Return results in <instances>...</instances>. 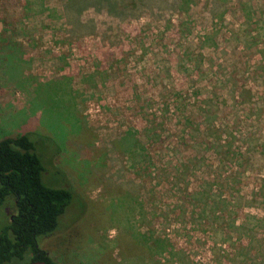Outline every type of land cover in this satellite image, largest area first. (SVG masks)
Listing matches in <instances>:
<instances>
[{
  "label": "rangeland",
  "instance_id": "obj_1",
  "mask_svg": "<svg viewBox=\"0 0 264 264\" xmlns=\"http://www.w3.org/2000/svg\"><path fill=\"white\" fill-rule=\"evenodd\" d=\"M63 2L0 0V140L29 135L43 184L71 193L40 248L59 264H264V0L88 9L74 35Z\"/></svg>",
  "mask_w": 264,
  "mask_h": 264
},
{
  "label": "trees",
  "instance_id": "obj_2",
  "mask_svg": "<svg viewBox=\"0 0 264 264\" xmlns=\"http://www.w3.org/2000/svg\"><path fill=\"white\" fill-rule=\"evenodd\" d=\"M175 2L177 4L178 0H64L62 10L69 27L67 33L74 35L78 30H90L87 22L80 19V14L88 9L114 20H125L144 13L160 14L163 8H171ZM39 156L34 141L27 134L0 140V206L11 200L13 207L8 222L0 230V264H14L13 261L25 258L24 264H59L40 248L37 239L56 229L71 193L43 184ZM195 195L204 197L207 193ZM241 229L242 226L236 230Z\"/></svg>",
  "mask_w": 264,
  "mask_h": 264
}]
</instances>
